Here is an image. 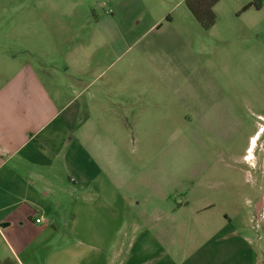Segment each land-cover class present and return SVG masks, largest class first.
Returning a JSON list of instances; mask_svg holds the SVG:
<instances>
[{
  "label": "rangeland",
  "instance_id": "obj_1",
  "mask_svg": "<svg viewBox=\"0 0 264 264\" xmlns=\"http://www.w3.org/2000/svg\"><path fill=\"white\" fill-rule=\"evenodd\" d=\"M28 2L60 4L44 11L32 5V17L75 19V48L86 44L78 50L87 52L79 56L75 131L85 146L92 131L96 150L83 145L79 162L106 166L118 185L94 217L75 218V244L121 240L135 253L133 237L140 241L160 229L155 242L169 236L170 246L185 253L200 248L209 264L210 255L219 259L217 246L229 250L236 237H249L258 257L264 249V9L244 8L264 0H221L210 30L186 0H0L12 3L0 6V32L8 19L28 16L19 7ZM1 38V45H17ZM4 72L0 84L10 76ZM59 216L56 228L70 223ZM125 226L126 235L119 234ZM102 227H118L117 233Z\"/></svg>",
  "mask_w": 264,
  "mask_h": 264
},
{
  "label": "crops",
  "instance_id": "obj_2",
  "mask_svg": "<svg viewBox=\"0 0 264 264\" xmlns=\"http://www.w3.org/2000/svg\"><path fill=\"white\" fill-rule=\"evenodd\" d=\"M10 4L0 6L11 9ZM32 5L20 4L30 10L28 16L8 19V29L0 32V43L5 35L17 43L0 44V64L7 63L0 73L10 74L0 84V224H8L0 227V264H209L211 259L207 261L200 248L185 253L183 247L170 246L169 236L155 242L160 229L147 231L151 237L140 241L133 237L139 244L135 253L129 251L131 244L128 247L121 240L75 244V218L94 217L111 202L118 185L106 166L79 162L83 145L88 151L96 150L92 131L86 146L75 131L79 56L87 53L78 50L86 44L75 48V19L65 23L47 14L35 18ZM46 6L57 9L60 4L40 2L33 8L44 11ZM251 9L261 12L264 4L258 2L244 12ZM88 66L85 59L83 68ZM59 215L68 216L70 223L64 221L60 228ZM102 228L113 234L118 229ZM140 230L135 228V234ZM63 233L66 237L58 242L57 236ZM121 233L126 235V226ZM249 239H229L226 251L217 246L219 259L210 255L213 264H264V249L257 257Z\"/></svg>",
  "mask_w": 264,
  "mask_h": 264
},
{
  "label": "trees",
  "instance_id": "obj_3",
  "mask_svg": "<svg viewBox=\"0 0 264 264\" xmlns=\"http://www.w3.org/2000/svg\"><path fill=\"white\" fill-rule=\"evenodd\" d=\"M220 1L221 0H186V6L201 28L210 30L216 24L217 15L214 9ZM252 6V4L246 6L244 11Z\"/></svg>",
  "mask_w": 264,
  "mask_h": 264
},
{
  "label": "water",
  "instance_id": "obj_4",
  "mask_svg": "<svg viewBox=\"0 0 264 264\" xmlns=\"http://www.w3.org/2000/svg\"><path fill=\"white\" fill-rule=\"evenodd\" d=\"M8 226V224H0V227L1 228H5V227H7Z\"/></svg>",
  "mask_w": 264,
  "mask_h": 264
},
{
  "label": "built area",
  "instance_id": "obj_5",
  "mask_svg": "<svg viewBox=\"0 0 264 264\" xmlns=\"http://www.w3.org/2000/svg\"><path fill=\"white\" fill-rule=\"evenodd\" d=\"M41 222V220L40 219H37V223H40Z\"/></svg>",
  "mask_w": 264,
  "mask_h": 264
}]
</instances>
